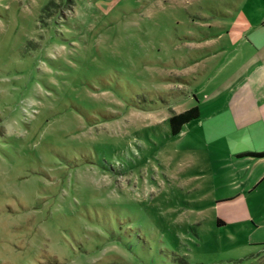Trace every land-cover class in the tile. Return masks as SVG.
Wrapping results in <instances>:
<instances>
[{"label": "rangeland", "instance_id": "obj_1", "mask_svg": "<svg viewBox=\"0 0 264 264\" xmlns=\"http://www.w3.org/2000/svg\"><path fill=\"white\" fill-rule=\"evenodd\" d=\"M262 3L0 0V264H264L259 187L169 121Z\"/></svg>", "mask_w": 264, "mask_h": 264}, {"label": "crops", "instance_id": "obj_2", "mask_svg": "<svg viewBox=\"0 0 264 264\" xmlns=\"http://www.w3.org/2000/svg\"><path fill=\"white\" fill-rule=\"evenodd\" d=\"M235 7L236 21L212 35L208 50L222 58L202 68L200 116L190 122L197 121L205 139L198 147L215 157L220 181L234 185L218 190L232 196L259 187L264 196V156L254 155L264 151V0L258 19Z\"/></svg>", "mask_w": 264, "mask_h": 264}, {"label": "trees", "instance_id": "obj_3", "mask_svg": "<svg viewBox=\"0 0 264 264\" xmlns=\"http://www.w3.org/2000/svg\"><path fill=\"white\" fill-rule=\"evenodd\" d=\"M199 116H200V110H199L198 105H194L191 108H189L185 111H182L180 113L173 111V113L169 119L172 133L174 135L179 134L182 131L185 124H187L190 121L198 118ZM254 155L264 156V151L256 152V153H254Z\"/></svg>", "mask_w": 264, "mask_h": 264}]
</instances>
